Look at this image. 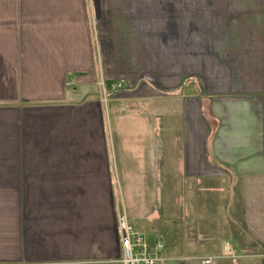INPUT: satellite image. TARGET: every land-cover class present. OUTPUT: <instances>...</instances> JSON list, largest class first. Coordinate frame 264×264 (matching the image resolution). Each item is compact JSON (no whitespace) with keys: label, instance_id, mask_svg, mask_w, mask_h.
I'll list each match as a JSON object with an SVG mask.
<instances>
[{"label":"crops","instance_id":"1","mask_svg":"<svg viewBox=\"0 0 264 264\" xmlns=\"http://www.w3.org/2000/svg\"><path fill=\"white\" fill-rule=\"evenodd\" d=\"M235 1L252 25L250 32L241 26V38L246 29L258 48L244 54L252 61L242 65L246 74L238 69L243 95L234 149L221 151L202 110L198 117L186 113L195 75L172 74L168 88L128 87L119 93L147 95L118 104L113 93L109 109L100 103V84L110 88L120 80L106 62L117 42L103 41L99 31L117 36L152 27L147 12L157 14V6L145 0H0V264H119L117 218L101 190L116 179L124 190L161 189L165 158L175 159L184 183L235 175L241 228L237 243L228 242L235 257L217 246L205 260L264 264V0ZM125 45L133 53L143 47L131 34ZM129 105L133 114L124 111ZM138 232L164 246L159 235ZM182 250L191 261L169 260L164 247L163 264H201L195 248Z\"/></svg>","mask_w":264,"mask_h":264},{"label":"rangeland","instance_id":"2","mask_svg":"<svg viewBox=\"0 0 264 264\" xmlns=\"http://www.w3.org/2000/svg\"><path fill=\"white\" fill-rule=\"evenodd\" d=\"M145 1L151 8L157 6V14L147 12V21L153 23L152 27L148 23L146 28L131 30V33L115 31L117 36H113L111 30L99 31L103 41L112 39L114 43L117 42V46L113 47L115 50L110 45L104 47L112 50L106 54L112 78L120 80L113 84H121L120 88L114 90L105 87V95L102 92L100 97L101 105L106 107L113 93H116L118 104L124 102L123 97L147 95L140 90L134 94L119 93L131 86L146 83L153 84V87L158 85L159 88H168L171 80L167 79L172 74L195 75L196 92L186 113L198 117L202 110L201 114L207 121H211L212 134L220 136L223 147L221 151L233 150L236 105L243 95L239 88L242 77L238 78L241 75L238 69L244 70L246 74L242 65H251L252 61L244 54L252 53L253 45L258 43L246 34L252 30V25L248 23L251 22L250 15L247 22L246 15H241L237 9L235 0ZM190 24L191 31H188ZM244 25L248 27V31L244 30L242 39L241 26ZM130 34L141 42L143 47L139 46L140 53L129 51V46L125 45ZM236 45L240 47L237 48ZM257 48L253 47L256 51ZM262 49L264 47H260L261 52ZM177 78L178 76L172 80L177 83ZM107 107L109 109L108 105ZM125 108L127 109L124 111L128 114H133L130 105ZM104 123L107 128V117ZM110 144L113 147L114 136L111 133ZM173 162L175 163V159H164L161 189L124 190L121 182L118 183L116 179L115 186L111 189L101 190V196L102 193H109L116 218L125 216L134 230L151 232L163 238L169 260L191 261L189 257H184L186 254L183 255L182 250H187L190 246L198 252L194 256H201L195 260L202 262L209 259L204 256L217 246L223 247L226 242L231 245L237 243L239 227L241 228V214L240 219L238 216L241 194L235 188L234 174L213 173L211 179L205 182L184 183L179 177V168ZM103 208L105 207L101 206ZM244 241L250 242L249 239ZM176 248L178 251L181 249L182 253L170 254Z\"/></svg>","mask_w":264,"mask_h":264},{"label":"built area","instance_id":"3","mask_svg":"<svg viewBox=\"0 0 264 264\" xmlns=\"http://www.w3.org/2000/svg\"><path fill=\"white\" fill-rule=\"evenodd\" d=\"M105 85L100 84L101 94L105 95ZM121 84H112V90L120 88ZM100 97H102L100 95ZM116 231L120 248L119 264H163L167 260L163 256L164 246L157 240H150L146 235L134 230L125 216H118ZM224 256L234 258L235 254L229 243L223 246ZM201 264H211L210 260H204Z\"/></svg>","mask_w":264,"mask_h":264}]
</instances>
